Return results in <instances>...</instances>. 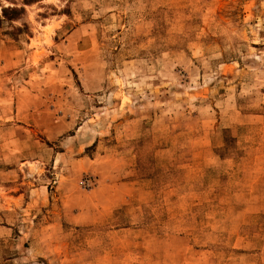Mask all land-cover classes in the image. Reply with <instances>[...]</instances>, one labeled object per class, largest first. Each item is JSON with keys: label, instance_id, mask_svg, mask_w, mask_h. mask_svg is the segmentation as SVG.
Returning a JSON list of instances; mask_svg holds the SVG:
<instances>
[{"label": "rangeland", "instance_id": "obj_1", "mask_svg": "<svg viewBox=\"0 0 264 264\" xmlns=\"http://www.w3.org/2000/svg\"><path fill=\"white\" fill-rule=\"evenodd\" d=\"M0 264H264V0H0Z\"/></svg>", "mask_w": 264, "mask_h": 264}, {"label": "trees", "instance_id": "obj_2", "mask_svg": "<svg viewBox=\"0 0 264 264\" xmlns=\"http://www.w3.org/2000/svg\"><path fill=\"white\" fill-rule=\"evenodd\" d=\"M31 1H34V0H23V3L27 4ZM20 12H21V8L19 9L17 7L8 6V7L2 8V16L6 18L7 20H13L16 17V15Z\"/></svg>", "mask_w": 264, "mask_h": 264}, {"label": "crops", "instance_id": "obj_3", "mask_svg": "<svg viewBox=\"0 0 264 264\" xmlns=\"http://www.w3.org/2000/svg\"><path fill=\"white\" fill-rule=\"evenodd\" d=\"M13 200H16L17 202H19L20 200V195L17 196H10Z\"/></svg>", "mask_w": 264, "mask_h": 264}]
</instances>
